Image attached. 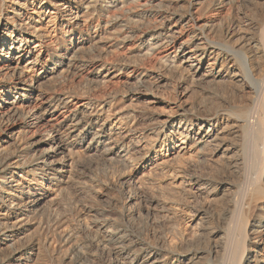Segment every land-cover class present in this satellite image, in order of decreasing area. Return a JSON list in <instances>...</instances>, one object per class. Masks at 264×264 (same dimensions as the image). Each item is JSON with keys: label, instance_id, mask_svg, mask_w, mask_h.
<instances>
[{"label": "bare ground", "instance_id": "1", "mask_svg": "<svg viewBox=\"0 0 264 264\" xmlns=\"http://www.w3.org/2000/svg\"><path fill=\"white\" fill-rule=\"evenodd\" d=\"M40 1L0 0V264H264V0H44L69 28L53 49ZM169 77L174 110L138 109ZM157 145L217 226L171 243L133 179L94 189V164L145 167Z\"/></svg>", "mask_w": 264, "mask_h": 264}, {"label": "rangeland", "instance_id": "2", "mask_svg": "<svg viewBox=\"0 0 264 264\" xmlns=\"http://www.w3.org/2000/svg\"><path fill=\"white\" fill-rule=\"evenodd\" d=\"M43 1L44 0L40 1L39 5V2L36 3L37 13L33 14V18L36 21L35 28H37L38 31L42 34L45 44L49 48L53 49L57 47L58 38H66L69 36V32L67 31L69 30V28L66 26V23L62 20L60 14L56 11V9L53 8L54 6H58L57 8L61 9L63 7L61 6V3H63L64 1L50 0L52 1L51 5H54L53 7L50 5L43 7ZM183 1L184 4H186L190 0ZM7 4H9V2ZM40 5H42L43 8H38ZM128 51L129 50L126 51L127 54ZM148 65L151 71H165L164 67L157 60H151L150 62H148ZM122 82L123 81H121L120 83L118 82L115 85L109 84L107 88L116 89L118 90L119 94H124L128 90L129 85ZM151 89L155 93H157V95L162 97L165 103L153 104L144 103L141 101L137 105V107H139L138 109L143 108L147 112L167 114L170 111L174 110V105L181 99V93L174 78L169 77L168 84L160 87L151 86ZM119 107L120 102H117L114 108L117 110ZM111 123L112 121H109V124ZM141 143L142 145H144L143 140L141 141ZM159 148L160 147L157 145L156 155L153 156V159L151 161L147 162V166L145 167H137L134 169V166L132 165H130V167H122L116 162L104 163L99 161L100 163L97 162L96 164H94V166L88 173L90 182L96 190L101 188L103 184H116L118 183V180L120 178L126 179L127 177H130L131 180L133 179V182L141 187V189L143 188V190L148 191V193L157 196L159 205L163 204L169 207V219H172L171 221H168L169 227L173 224L175 228L172 226L171 228H174L175 230L177 229L175 232L176 234L173 232H169V234L167 235V239L171 243H174L177 239L176 237L180 236L193 238V234L195 232V235L199 233L200 227H202L203 225L205 228L206 226H217L218 222L216 221L215 217H212L210 215L212 213L208 214L205 222L203 221L204 219L200 220L195 216L197 213L196 209L207 204L208 199H206V196L204 198L203 194L193 195L191 191H184L176 187V176L173 170V166H169V162L167 160L169 157L167 154L168 152L159 150ZM69 192L70 190L68 189V191H63L62 193L61 198L64 199L62 200L64 203H66V200L70 201V197H68L70 196ZM110 193L115 197L117 196V193H115V191L113 190H110ZM170 222L172 223L170 224ZM31 233V229L26 230L21 236H28ZM8 249L9 248L2 250V254L7 253ZM202 262L203 260H201V263Z\"/></svg>", "mask_w": 264, "mask_h": 264}]
</instances>
